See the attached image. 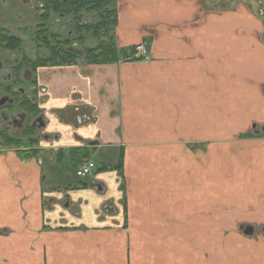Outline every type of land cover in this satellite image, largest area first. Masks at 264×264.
Here are the masks:
<instances>
[{"label":"crops","instance_id":"obj_1","mask_svg":"<svg viewBox=\"0 0 264 264\" xmlns=\"http://www.w3.org/2000/svg\"><path fill=\"white\" fill-rule=\"evenodd\" d=\"M116 7V46L145 41L151 60L38 71L48 137L29 159L0 151V264H264V172L252 182L241 172L213 192L201 177L229 139L264 127V107L245 103L251 90H243V77L258 84L264 73L244 65L260 60L259 22L241 4L221 12L199 0ZM76 105L89 120L72 121ZM247 142L238 151L246 163L264 153V140ZM82 146L121 155L123 200L114 168L64 194L44 184L46 167Z\"/></svg>","mask_w":264,"mask_h":264},{"label":"trees","instance_id":"obj_2","mask_svg":"<svg viewBox=\"0 0 264 264\" xmlns=\"http://www.w3.org/2000/svg\"><path fill=\"white\" fill-rule=\"evenodd\" d=\"M34 13L37 23L32 29L26 30L34 44L35 54L33 58L23 54L19 62L27 67L36 69L43 66L74 65L79 60L89 64L113 63L119 57L127 58L133 53L132 47L119 49L116 46L113 34L117 23L116 0H40ZM65 20L68 24L67 32H60ZM69 31L73 34L68 35ZM20 37L9 29L0 27V49L23 51L25 42ZM0 137L9 146L28 148L36 144V140L30 135L26 138L27 142L22 143L21 138L9 134L7 130H0ZM18 153L21 156L24 153L32 156L35 151L28 148L21 149ZM88 153L87 149L81 147L70 149L68 159L72 167L76 169L88 157ZM121 163L122 157L119 155L114 167L101 164L94 170L99 172L117 169L121 167Z\"/></svg>","mask_w":264,"mask_h":264},{"label":"rangeland","instance_id":"obj_3","mask_svg":"<svg viewBox=\"0 0 264 264\" xmlns=\"http://www.w3.org/2000/svg\"><path fill=\"white\" fill-rule=\"evenodd\" d=\"M199 1L203 4V6L210 8L213 11L221 12V11L230 10L231 8H235L237 5H240V4L244 5L247 8V10L250 11V15L252 14L259 22V27H258L259 30H257L255 33H256L257 39L261 42L260 44L261 46H260V51H259L260 54L256 55L255 57L260 58V60H257L256 58L254 59L247 58L244 65H245V69L246 68L256 69V67L259 65L260 71L264 70V0H199ZM37 3H38V0H26V1L24 0H0V26L10 29L14 33L15 32L20 33L23 27L27 29L33 28L35 26L34 24H36L35 23L36 20H34L35 19L34 8L37 6ZM250 15H247V14L245 15L246 21H248L247 16L250 19L252 18V16ZM250 23L252 22L250 21ZM26 40L27 41H25L24 48H23L25 52H27L28 55L32 54L33 52L35 53L34 44L31 41H29V38H27ZM141 43L144 46H146L145 41ZM135 45H133V47ZM121 49H126V48H121ZM0 53L3 54L4 52L0 51ZM4 54L5 56L0 57V64H1L0 74L5 73L6 71L9 72L10 65H11L7 61H5L6 56H9V55L7 54V52ZM147 55L146 56L148 57V59L146 61L151 60V57H149L150 55L148 53V49H147ZM135 59H130V58L121 56L119 57L117 62H128V61H134ZM245 77H243L244 78V89H243L244 93L247 94L248 89H250L251 92H248L249 94L245 96L244 102L250 103V104H260L264 107V73L261 74L260 80L253 79V80L260 81V83L258 84L255 83L254 81L246 80ZM256 128L260 130L259 133H254V130L252 128H247L244 132L240 133L239 136L237 137L234 136L232 139H229V144L227 145V148H226L229 151L220 152L218 154V157L212 159L213 164H211V167L205 169L202 172V175L200 174L201 177L206 176L207 180H209L208 178H210L212 179V182H214V184H212L211 187H208L209 185H207L206 190L209 189L211 192H213L215 189H217L219 182L224 183L225 181H228V179H231V178H232L231 180L234 181L240 177L239 174L241 172L243 174L242 176L244 177L245 182L255 181L256 178L259 177V175H261L262 172H264V169H263L264 165L261 162V160L263 161L264 159L262 156L264 155L263 151L259 152L260 157L257 160L253 161L250 158V162L248 163H246L247 160H246L245 155H243V153L241 152H238L239 149H244V147H247L249 150V144L247 142V140L249 139L250 140H258V139L264 140V135L260 129V124L257 125ZM42 131L44 130L39 129L37 132V135L40 136L43 133ZM218 144L219 143H213L215 147L220 148ZM184 145L187 146L189 149H191V146H193L192 149L201 148L200 143L184 142ZM87 151L89 152L87 158L89 159L91 158L94 161V163H96V167L97 166L99 167L101 165V162L103 161L104 163L105 162H111V163H116V164L118 163V159H117L118 154H119L118 152H116L115 156L113 157L104 158L99 153H95L93 155L92 151L88 149ZM231 151H234L235 153H232ZM245 151L246 150L244 149V152ZM240 155L244 157L243 161ZM68 158L69 157H67V159L64 158V160H62L63 162H61L60 164L58 163V161L56 162V160H53L52 162L53 167L52 166L51 168L46 167V171H45L47 178L44 184H46L47 186H50V185L54 186L55 188L61 190L62 194H64L65 192H68V190L66 189L69 188V185H72L74 188V186L76 185L75 182L76 180H78V178L80 180H83L85 178L90 179L88 176L85 178L76 176L75 171H74L76 169L72 167V163ZM228 160L232 161V163L228 162ZM224 161L225 163L228 162L229 164L234 166L233 168L235 172L232 177H230V174L229 176L227 175L226 169L222 165ZM201 164L202 165L206 164V159L201 161ZM250 166L252 167V171L248 169ZM120 168H117V169L119 170V174L121 176L120 181L123 183L122 185H120V191L122 192L121 194L122 196L120 198L121 200H123L125 198V195L123 192H125L126 190L125 189L126 184L124 181H122L123 180L122 179L123 178L122 169ZM238 180H241V179H238ZM211 197H216V195L212 194ZM64 201L65 199L62 200L61 202L63 203Z\"/></svg>","mask_w":264,"mask_h":264},{"label":"flooded vegetation","instance_id":"obj_4","mask_svg":"<svg viewBox=\"0 0 264 264\" xmlns=\"http://www.w3.org/2000/svg\"><path fill=\"white\" fill-rule=\"evenodd\" d=\"M39 1L40 0H38V2ZM35 23H37V21ZM66 23L67 21L65 20L64 25H62L60 28V32H67L66 29L68 24ZM26 29L27 28L23 27L20 33H14L10 29L9 30L14 34L20 35V38H23L25 42L27 41L26 39L29 38V33ZM70 34H73V32L69 31L68 35ZM22 50L23 51L20 52L9 51L8 49H0V51H3L4 53L7 52L9 56H6L5 61L11 64L9 72L6 71L5 73L0 74V101L3 97L8 98L6 99L7 101L0 103V130H7L9 134L21 138L22 143H26V138L28 135H30L36 140V144H34V146H28V148L33 149L35 153L32 156H26V154L24 153L25 157H22L24 155L21 156L18 151H20L21 149H28L27 147L21 148V146L15 147L5 145L1 137L0 151H13L21 159H29L31 157L40 155V153L42 152L40 144L42 141H45L48 137L45 131L46 118L44 116V111L42 107L45 101V96H43L45 90L44 87L41 86V84L39 83L38 71H40V69L42 68L61 66H43L38 67L36 69L27 67L26 65L19 63L21 61L22 55L25 54L33 58L35 53L33 52L32 54L28 55L24 49ZM4 53H0V57L5 56ZM78 63L89 64L87 62H84V60H79L76 64ZM15 68H17V71L15 70ZM69 110H71V113H69L71 114L70 117L72 118L73 122L76 121L81 123L84 120H89L88 113H86V111H82L79 106L76 105L75 107H71ZM39 129L44 130L42 131L43 133L40 135L41 138L37 135ZM81 148L88 149L86 146H82ZM54 189L57 191H61L55 187ZM248 233H250V231Z\"/></svg>","mask_w":264,"mask_h":264},{"label":"built area","instance_id":"obj_5","mask_svg":"<svg viewBox=\"0 0 264 264\" xmlns=\"http://www.w3.org/2000/svg\"><path fill=\"white\" fill-rule=\"evenodd\" d=\"M133 53L127 58L130 59H148L147 55V48L144 46L142 43L136 44L134 47L132 46ZM147 55V56H146ZM95 163L94 161L90 158H84L80 164L77 166L75 171L76 176L85 178V177H92L94 174V169H95Z\"/></svg>","mask_w":264,"mask_h":264},{"label":"water","instance_id":"obj_6","mask_svg":"<svg viewBox=\"0 0 264 264\" xmlns=\"http://www.w3.org/2000/svg\"><path fill=\"white\" fill-rule=\"evenodd\" d=\"M6 99H8L7 97H3L2 100L0 101V103H3L5 101H7ZM261 131L263 132L264 135V127H261Z\"/></svg>","mask_w":264,"mask_h":264}]
</instances>
